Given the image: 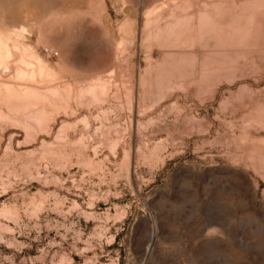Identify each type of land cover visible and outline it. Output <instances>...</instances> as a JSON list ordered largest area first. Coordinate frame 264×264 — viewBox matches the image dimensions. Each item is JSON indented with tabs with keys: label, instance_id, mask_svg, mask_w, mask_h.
<instances>
[{
	"label": "rangeland",
	"instance_id": "rangeland-1",
	"mask_svg": "<svg viewBox=\"0 0 264 264\" xmlns=\"http://www.w3.org/2000/svg\"><path fill=\"white\" fill-rule=\"evenodd\" d=\"M20 28L0 264H264V0H0Z\"/></svg>",
	"mask_w": 264,
	"mask_h": 264
},
{
	"label": "bare ground",
	"instance_id": "bare-ground-1",
	"mask_svg": "<svg viewBox=\"0 0 264 264\" xmlns=\"http://www.w3.org/2000/svg\"><path fill=\"white\" fill-rule=\"evenodd\" d=\"M26 6V5H25ZM56 6V5H55ZM149 14V13H148ZM9 16V15H8ZM149 17V16H148ZM149 20V19H148ZM147 24H149V22L147 23ZM16 29V28H15ZM24 33V29L23 28H20L19 29V31L18 32H16V30H15V32L13 31V32H11V33H5V32H2V31H0V57H1V49H2V47H4V46H7V45H9V44H12L13 42H12V39H13V37L15 36L16 37V39H20V36H21V34H23ZM24 35V34H23ZM22 35V36H23ZM20 44V43H19ZM14 46H15V48H17V45H15V44H13ZM40 61V60H39ZM1 62V61H0ZM41 62V61H40ZM41 65V64H40ZM43 67V66H42ZM42 70V69H41ZM24 76V75H23ZM23 79V78H22ZM92 85V84H91ZM88 87H89V89H88V91H86V92H91L90 94H103L104 93V84H103V82H101V81H99L97 84H95V85H92V86H89L88 85ZM2 89V88H1ZM6 89V91L10 94V93H12V90H11V88L10 87H6L5 88ZM86 90V89H85ZM28 91V90H27ZM31 91V90H30ZM4 92V91H3ZM25 92V91H24ZM29 92V91H28ZM51 92V91H50ZM26 94H25V96L27 95V97H28V94H33V92H29L28 94H27V92H25ZM53 93V92H52ZM24 93H22V95H23ZM35 94V93H34ZM33 94V95H34ZM69 94V93H68ZM89 94V95H90ZM32 95V96H33ZM21 96V95H20ZM31 96V95H30ZM38 96V95H37ZM96 96V95H95ZM45 101V100H44ZM24 112V111H23ZM26 112V111H25ZM40 114V113H39ZM39 114H38V116H39ZM41 118V117H40Z\"/></svg>",
	"mask_w": 264,
	"mask_h": 264
}]
</instances>
